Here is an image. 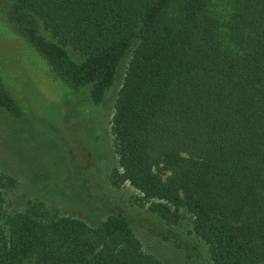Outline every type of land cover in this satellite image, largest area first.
<instances>
[{"label": "trees", "instance_id": "trees-1", "mask_svg": "<svg viewBox=\"0 0 264 264\" xmlns=\"http://www.w3.org/2000/svg\"><path fill=\"white\" fill-rule=\"evenodd\" d=\"M210 5L0 0V11L70 93L90 86L86 100L102 105L122 81L112 118L117 180L168 224L188 212L211 264H264V0H232L222 23ZM19 93L0 88L13 118L29 110ZM3 219L0 264H161L118 213L90 227L5 216L0 206Z\"/></svg>", "mask_w": 264, "mask_h": 264}, {"label": "rangeland", "instance_id": "rangeland-1", "mask_svg": "<svg viewBox=\"0 0 264 264\" xmlns=\"http://www.w3.org/2000/svg\"><path fill=\"white\" fill-rule=\"evenodd\" d=\"M231 1L210 0L221 23ZM220 30L229 46L222 24ZM121 82L102 105L86 100L90 86L70 93L0 11V88L20 92L29 109L13 118L0 108V206L5 216L25 213L42 222L71 217L90 227L118 213L131 220L142 251L161 264H211L188 212L180 210L179 221L168 224L138 190L114 175L120 167L112 118Z\"/></svg>", "mask_w": 264, "mask_h": 264}]
</instances>
